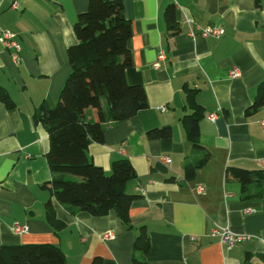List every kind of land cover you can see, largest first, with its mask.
Returning <instances> with one entry per match:
<instances>
[{"label": "crops", "instance_id": "0c3cea01", "mask_svg": "<svg viewBox=\"0 0 264 264\" xmlns=\"http://www.w3.org/2000/svg\"><path fill=\"white\" fill-rule=\"evenodd\" d=\"M120 1L132 27L126 80L144 87L148 107L109 123L104 141L91 142L86 153L107 174L113 160L131 162L136 178L125 191L137 196L130 226L114 211L72 213L43 187L52 178L49 139L33 115L41 103L54 105L58 99L71 70L66 51L77 42L73 24L88 0H0V32L13 31L20 45L15 60L0 44V89L12 102L0 99V244H54L73 264H89L95 256L103 264H134L136 257L146 264H264V183L254 180L243 191L226 172L227 167L264 172V106L246 113L264 84V0ZM170 3L179 28L175 34L163 18ZM207 25L222 27L224 35L187 34ZM233 67L240 73L234 78ZM188 94L202 110V149L193 148L184 128L183 117L193 112ZM162 126L171 128L170 137H147L149 129ZM205 151L208 160L186 180L185 165ZM49 200L60 228L48 222ZM14 223L27 230L15 233ZM142 225L149 238L143 254L133 246ZM217 225L247 238L227 247L210 234Z\"/></svg>", "mask_w": 264, "mask_h": 264}, {"label": "trees", "instance_id": "16d2710c", "mask_svg": "<svg viewBox=\"0 0 264 264\" xmlns=\"http://www.w3.org/2000/svg\"><path fill=\"white\" fill-rule=\"evenodd\" d=\"M163 18L170 33L179 32L173 3L166 5ZM73 30L77 42L66 51L71 70L58 99L54 105L41 103L33 115L35 122L43 124L49 139L46 160L52 178L43 187L48 186L56 200L72 213L85 211L101 216L114 211L129 227V210L137 195L127 193L125 185L136 178L134 167L129 159L122 157L112 161L107 174L88 158L86 150L91 142L104 141L109 123L129 119L148 107L144 87L128 83L125 76L131 64L127 46L132 35L131 23L124 15L120 0H88L86 10L77 15ZM0 99L8 105L12 103L1 89ZM188 103L193 112L183 117L186 135L193 148L202 149L198 124L202 110L189 94ZM261 106H264V84L258 86L256 99L246 108V113ZM146 135L150 139L168 138L171 128L155 127ZM208 156L209 152L205 151L196 163L185 165L186 180L194 179L196 170L206 163ZM226 172L238 179L243 191L254 180L259 185L264 183L263 170L227 167ZM46 208L48 222L60 228L63 223L56 218L50 200ZM133 246L141 254L148 251L149 238L144 225L139 227ZM133 263L146 264L139 257ZM0 264L73 263L66 260L57 245L18 243L0 244ZM89 264H103V261L95 256Z\"/></svg>", "mask_w": 264, "mask_h": 264}, {"label": "built area", "instance_id": "2783aa9c", "mask_svg": "<svg viewBox=\"0 0 264 264\" xmlns=\"http://www.w3.org/2000/svg\"><path fill=\"white\" fill-rule=\"evenodd\" d=\"M13 7L17 8V2L13 3ZM187 34L191 37L195 35H200L202 37H214L219 38L222 35H224V29L220 26L216 25H207L204 27H191L189 28ZM0 44L7 50L11 52V55L13 59H18V53L20 51V45L18 43V40L16 39V34L13 31H10L8 29H3L0 32ZM165 58V54L163 51H159L157 60H162ZM154 67L158 65V61H156L154 64ZM230 77L234 78L239 76V71L235 67H233L230 72ZM216 116L215 112H211L208 114V119L213 120ZM261 126H264V121L260 122ZM161 159L163 161L168 162L169 158L166 156H161ZM141 193H144V189L142 187H138ZM197 189L199 191H203L204 187L202 185H198ZM247 212H249L247 210ZM12 229L15 233L21 234L27 230L26 225L14 223L12 226ZM210 234L212 236H218L223 244H225L227 247H232L235 243L246 240V235L238 234L232 232L228 226H214L210 230ZM108 235H104V237Z\"/></svg>", "mask_w": 264, "mask_h": 264}]
</instances>
